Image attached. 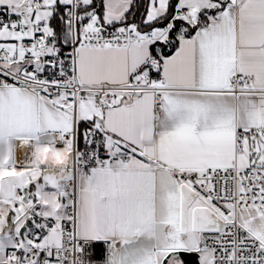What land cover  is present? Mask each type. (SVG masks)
Returning <instances> with one entry per match:
<instances>
[{"label":"snow or ice","instance_id":"snow-or-ice-1","mask_svg":"<svg viewBox=\"0 0 264 264\" xmlns=\"http://www.w3.org/2000/svg\"><path fill=\"white\" fill-rule=\"evenodd\" d=\"M0 264H264V0H0Z\"/></svg>","mask_w":264,"mask_h":264}]
</instances>
